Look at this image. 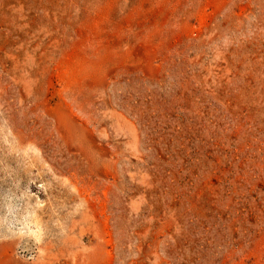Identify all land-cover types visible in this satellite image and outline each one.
<instances>
[{
	"label": "rangeland",
	"instance_id": "1",
	"mask_svg": "<svg viewBox=\"0 0 264 264\" xmlns=\"http://www.w3.org/2000/svg\"><path fill=\"white\" fill-rule=\"evenodd\" d=\"M0 264H264V0H0Z\"/></svg>",
	"mask_w": 264,
	"mask_h": 264
}]
</instances>
